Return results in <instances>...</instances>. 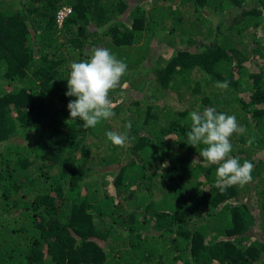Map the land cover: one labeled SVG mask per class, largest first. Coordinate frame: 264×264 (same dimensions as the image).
<instances>
[{"label":"trees","instance_id":"1","mask_svg":"<svg viewBox=\"0 0 264 264\" xmlns=\"http://www.w3.org/2000/svg\"><path fill=\"white\" fill-rule=\"evenodd\" d=\"M140 1L0 0V264H264V0ZM95 47L127 71L115 115L86 129L66 78ZM207 107L246 130L243 186L220 191L184 141Z\"/></svg>","mask_w":264,"mask_h":264},{"label":"clouds","instance_id":"2","mask_svg":"<svg viewBox=\"0 0 264 264\" xmlns=\"http://www.w3.org/2000/svg\"><path fill=\"white\" fill-rule=\"evenodd\" d=\"M69 68L65 95L75 97L67 103L69 118L73 122L77 119L82 121L83 127L87 129L95 128L102 120L114 116L109 93L120 85L127 71L126 63L109 49L95 47L87 59L73 61ZM228 84L225 80L217 82L215 86L226 90ZM189 118L190 130L186 132L184 141L193 147L203 145L199 156L206 162V167L216 166L215 187L224 191L228 187L243 186L250 182L253 164L248 160L241 163L239 156H230L231 137L246 131L236 117L207 107L203 111H191ZM125 127L130 130L131 122ZM106 138L117 147H123L129 141L127 131H107ZM253 139L249 138L246 143L251 146Z\"/></svg>","mask_w":264,"mask_h":264},{"label":"rangeland","instance_id":"3","mask_svg":"<svg viewBox=\"0 0 264 264\" xmlns=\"http://www.w3.org/2000/svg\"><path fill=\"white\" fill-rule=\"evenodd\" d=\"M147 1H149V0H141L140 1V4L142 5V6H144V5H146L148 2ZM224 1V0H223ZM202 13L205 15V14H207V15H210V11H209V8H202ZM233 14H235L236 15V12H234ZM183 16H186L185 14H183ZM227 27L228 26V24H224V26H222V27ZM164 27V26H163ZM161 37V36H160ZM162 40V39H161ZM165 41H159L158 43H156L155 45H154V47H153V52H155V51H158L159 49H163L164 50V46H165V43L168 41V42H173L175 39H174V36L170 33V34H167L166 35V38L164 39ZM181 46V45H180ZM161 49V50H162ZM165 51V50H164ZM252 61H250V67L252 66ZM149 77V75L148 74H146L145 75V77L144 78H146V81L144 82V78L142 79V78H140V77H138L137 78V80L139 81V82H143L145 85H144V87H142V93H144V96L145 97H147L149 94H151L152 95V97L154 98V99H159V98H165V95H163L161 92H162V90L160 89V88H158V86L156 85V84H154L153 83V81H152V79H151V75H150V78H148ZM244 96H246L247 97V94H245Z\"/></svg>","mask_w":264,"mask_h":264},{"label":"built area","instance_id":"4","mask_svg":"<svg viewBox=\"0 0 264 264\" xmlns=\"http://www.w3.org/2000/svg\"><path fill=\"white\" fill-rule=\"evenodd\" d=\"M63 14H64V12L61 11V13H60V17H61V15H63Z\"/></svg>","mask_w":264,"mask_h":264}]
</instances>
